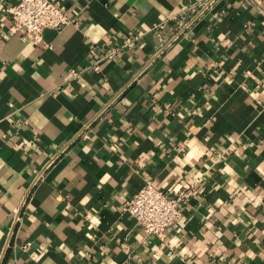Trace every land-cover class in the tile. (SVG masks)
Segmentation results:
<instances>
[{
  "label": "crops",
  "instance_id": "obj_1",
  "mask_svg": "<svg viewBox=\"0 0 264 264\" xmlns=\"http://www.w3.org/2000/svg\"><path fill=\"white\" fill-rule=\"evenodd\" d=\"M18 1L0 0V264H264V0H57L76 22L39 43L2 11ZM182 180L166 239L123 210Z\"/></svg>",
  "mask_w": 264,
  "mask_h": 264
},
{
  "label": "built area",
  "instance_id": "obj_2",
  "mask_svg": "<svg viewBox=\"0 0 264 264\" xmlns=\"http://www.w3.org/2000/svg\"><path fill=\"white\" fill-rule=\"evenodd\" d=\"M2 11L12 18L15 28L24 36L31 37L34 43L42 41L46 29L61 31L76 22L57 0H19L4 6ZM42 174L37 175L35 183ZM194 191L195 184L191 181L182 180L166 189L148 181L123 204V210L136 219L146 235L164 240L169 229L183 219L180 203L189 199Z\"/></svg>",
  "mask_w": 264,
  "mask_h": 264
}]
</instances>
